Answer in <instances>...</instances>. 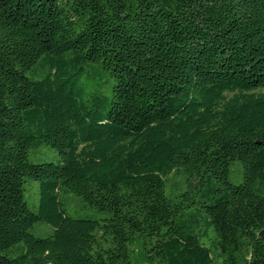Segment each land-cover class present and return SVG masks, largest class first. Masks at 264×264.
I'll use <instances>...</instances> for the list:
<instances>
[{
	"label": "trees",
	"instance_id": "trees-1",
	"mask_svg": "<svg viewBox=\"0 0 264 264\" xmlns=\"http://www.w3.org/2000/svg\"><path fill=\"white\" fill-rule=\"evenodd\" d=\"M0 264H264V0H0Z\"/></svg>",
	"mask_w": 264,
	"mask_h": 264
}]
</instances>
